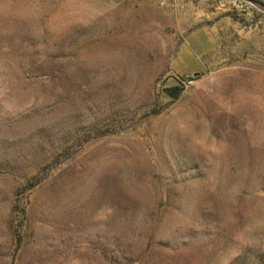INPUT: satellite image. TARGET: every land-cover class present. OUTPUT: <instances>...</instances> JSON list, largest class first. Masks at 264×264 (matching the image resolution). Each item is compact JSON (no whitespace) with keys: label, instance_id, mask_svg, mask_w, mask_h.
<instances>
[{"label":"rangeland","instance_id":"374dc122","mask_svg":"<svg viewBox=\"0 0 264 264\" xmlns=\"http://www.w3.org/2000/svg\"><path fill=\"white\" fill-rule=\"evenodd\" d=\"M0 264H264V0H0Z\"/></svg>","mask_w":264,"mask_h":264},{"label":"trees","instance_id":"16d2710c","mask_svg":"<svg viewBox=\"0 0 264 264\" xmlns=\"http://www.w3.org/2000/svg\"><path fill=\"white\" fill-rule=\"evenodd\" d=\"M164 92H165V94H166V96L168 98H175V96H176V90H175V88L166 87L164 89Z\"/></svg>","mask_w":264,"mask_h":264}]
</instances>
